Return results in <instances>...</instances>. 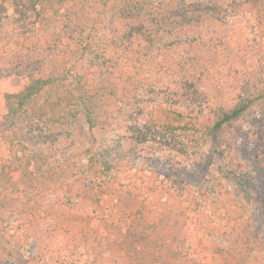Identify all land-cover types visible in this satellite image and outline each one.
<instances>
[{
  "label": "trees",
  "instance_id": "16d2710c",
  "mask_svg": "<svg viewBox=\"0 0 264 264\" xmlns=\"http://www.w3.org/2000/svg\"><path fill=\"white\" fill-rule=\"evenodd\" d=\"M18 1L25 10L16 7L14 17L0 24L4 108L0 118V248L16 244L15 225L32 212L33 204V213L43 208L75 255L90 257L94 264L112 260L116 264H178L180 260L200 264L203 257L210 264L219 258L226 264H264V197L254 196L252 172L247 169L220 171L219 181L227 184L225 191L230 190L223 206L227 216L223 245L207 239L217 228L201 212L210 198L202 192L203 197H185V211L179 215L168 208L153 212L145 203L129 200L119 219L126 227L116 231L114 239L102 238L95 230L97 225L108 227L103 213L97 216L103 211L104 195L99 180L134 158L137 147L168 146L177 127L194 130L205 142L214 141L227 127L255 113L264 125V78L252 75L239 88L233 87L238 92L227 105L214 100L225 93L206 87L208 73L203 68L205 54L215 55L216 49L239 58L229 34L243 6H256L263 0L233 2L230 14L211 0ZM28 13H35L34 18ZM13 40L19 48L11 49ZM260 53L264 59V43ZM169 54L168 62H158ZM153 66L160 74L156 84L132 75V70L144 73ZM259 74L264 76V70ZM15 80L25 83L15 84ZM155 92L152 101L159 100L164 120L147 122L137 116L142 103L133 104V100ZM110 98L116 99L113 121L108 110L101 109ZM80 122L101 137L93 149L71 159L58 149L63 141L76 142ZM112 126L115 134L108 132ZM182 146L181 152L188 156L187 147ZM236 151L257 178L264 175L261 131ZM199 157L198 163L203 164ZM46 192L55 196L51 207L41 203ZM68 194L78 199L72 201ZM37 203L41 207H35ZM77 204L88 211L74 210ZM11 213L17 214L14 220H5V214ZM194 219L205 228L193 242V235L183 233L182 226L193 225ZM114 225L112 221L110 226Z\"/></svg>",
  "mask_w": 264,
  "mask_h": 264
},
{
  "label": "rangeland",
  "instance_id": "374dc122",
  "mask_svg": "<svg viewBox=\"0 0 264 264\" xmlns=\"http://www.w3.org/2000/svg\"><path fill=\"white\" fill-rule=\"evenodd\" d=\"M218 2L223 8L231 13V5L233 2L242 3L243 0H211ZM22 3L18 0H0V24L5 23L8 19H12L15 15L16 7L19 10ZM257 6V7H256ZM256 6L246 4L241 10L239 22L233 26L232 32L234 39V52H238L239 58L232 59L231 54L221 49H216L215 55L211 53L205 54L206 62L204 67L207 69L206 87H216L224 91V97H217L215 101H221L230 105L232 99L235 98L237 92L234 88H239L240 83H244L252 75H257L260 78V72L264 70V59L260 53V47L264 43V0ZM49 6H46L45 11H48ZM34 18L35 13H28ZM232 25V22H229ZM226 30L229 26L225 27ZM18 41L13 40L11 49H17ZM219 47V45L217 46ZM174 56V55H173ZM172 57V54L159 59L158 62L166 63ZM136 70V69H135ZM132 70V75L138 77H147L151 79V83L156 84L160 74L157 72V67H149L145 72L137 73ZM149 70V71H148ZM161 73V72H160ZM15 84L23 85L25 80H15ZM234 87V88H233ZM234 92V93H233ZM143 95V94H142ZM157 92L137 96L133 100V104L143 106L139 118L147 122L163 121L160 118L161 111L158 110L159 100L153 102ZM160 98V97H159ZM102 110H108L109 121L116 120V99L110 98L103 103ZM101 110V111H102ZM4 114V108L0 96V118ZM114 123V122H113ZM115 126H112L109 134L116 133ZM172 135L173 141L168 146L162 144L147 145L137 147L138 154L128 161L120 164L117 172L114 171L108 177H103L99 180L102 183V191L104 193L102 200L103 211L100 215L108 227H100L97 225L95 230L110 239L116 237V231L124 230L126 223L119 220L123 217L121 214L123 208L129 200H134L140 203H145L146 209L153 212H158L162 209H170L174 214L183 213L186 207L185 197H210L209 203L201 212L211 221L217 229L213 237H208L209 242L223 245L225 240L224 232L226 231V219L224 204L228 197V190L225 191L227 184L219 181L220 171L225 168L247 169L248 173L252 172V186L254 188V196L264 197V175L257 178L252 167L244 164L237 153L236 149L245 146L247 139L252 137L254 133L261 131L264 134V125H262L259 116L255 113L246 121L232 124L217 135L214 141L205 142V139L193 131H182L180 127ZM113 130L115 132H113ZM76 142L63 141L59 145L61 152L71 155V159H77L78 156L86 150L93 149L99 137L94 131H87V127L83 123L76 125ZM113 134V135H114ZM171 138V139H172ZM173 143V146H172ZM185 145L188 151V156L183 155L181 150ZM127 147V146H126ZM172 147V148H171ZM251 147V146H249ZM181 149V150H180ZM252 151H256L252 148ZM199 156L204 161L203 164L198 163ZM202 192V193H201ZM72 201L78 199L73 197ZM54 195L46 192L41 203L47 202L51 207L54 203ZM120 197V198H116ZM2 198L0 197V200ZM35 200V197L33 198ZM211 199V200H210ZM33 200V201H34ZM1 205V202H0ZM32 212L26 216L20 217V221L15 225L18 234V241L13 247L4 246L0 248V263L5 264H94L92 258L86 256L79 257V254H74L65 245L61 235L58 234V229L53 222L46 218V211L43 208L36 210L33 213V204L30 206ZM35 207H41L38 203ZM76 211H88L87 208L80 204L74 206ZM3 210L0 208V212ZM35 211V210H34ZM4 213V212H3ZM6 213V212H5ZM193 218L199 220L197 214L186 212ZM17 214H5L4 219L14 220ZM117 215V216H116ZM18 218V216H16ZM114 222L115 227H111V222ZM194 224H185L182 226L183 233H191L190 238L193 242L204 232L203 222H197L194 219ZM117 226V229H116ZM190 231V232H189ZM188 234V235H189ZM16 239V240H17ZM196 245V244H195ZM214 250L210 251V256ZM10 253V254H9ZM86 255V254H85ZM91 256V255H90ZM200 264H210L211 261L207 257H203ZM102 264H116L114 260L111 262L101 261ZM100 262H95L97 264ZM178 264H193L190 262L183 263L182 260ZM234 263L233 261L229 262ZM216 264H226L219 258Z\"/></svg>",
  "mask_w": 264,
  "mask_h": 264
}]
</instances>
